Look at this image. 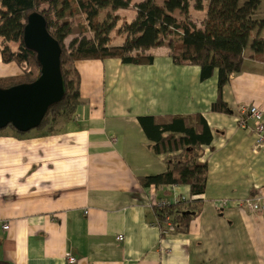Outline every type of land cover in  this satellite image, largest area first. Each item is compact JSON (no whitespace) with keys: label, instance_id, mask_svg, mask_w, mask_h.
<instances>
[{"label":"crops","instance_id":"obj_1","mask_svg":"<svg viewBox=\"0 0 264 264\" xmlns=\"http://www.w3.org/2000/svg\"><path fill=\"white\" fill-rule=\"evenodd\" d=\"M140 1L114 12L119 19L110 45L124 41L122 26ZM200 13L197 21L189 11L198 27L205 9ZM80 36L90 37L70 35ZM150 53V64L76 61L81 102L69 118L48 130L0 129V261L264 264V144L256 145L254 121L245 116L240 123L238 111L253 104L264 112V62L248 61L230 76L221 91L227 113L211 109L216 71L201 80L199 66L174 63L168 48ZM20 71L0 54V77ZM191 114L203 115L212 135L201 147L207 167L204 193L196 196L201 209L186 231L161 236L154 205L195 197L186 184L143 185L142 178L165 172L167 162L138 118Z\"/></svg>","mask_w":264,"mask_h":264},{"label":"trees","instance_id":"obj_2","mask_svg":"<svg viewBox=\"0 0 264 264\" xmlns=\"http://www.w3.org/2000/svg\"><path fill=\"white\" fill-rule=\"evenodd\" d=\"M130 1L0 0L1 59L21 67L18 75L0 77V87L32 82L40 75L35 52L26 48L22 40L31 12L42 14L48 32L61 48L65 91L61 100L47 109L36 129H52L61 119L69 118L81 102L80 76L75 65L78 60L118 58L123 63L150 64L154 59L150 50L166 45L174 63L199 66L201 80L216 71L218 97L211 109L227 113L221 91L230 76L243 72L248 61L264 62V0H142L133 4L135 16L122 26L124 41L118 46L110 45L109 34L119 19L114 12L128 8ZM191 1L195 9H205L199 27L189 17ZM69 18L76 23L80 35L87 33L90 37L72 38L66 45L65 39L76 33ZM8 42H16V49L12 50ZM138 121L152 141L154 152L164 153L167 162L165 172L142 178L143 185L186 184L195 197L153 207L161 230L168 217V233L184 232L200 213L201 199L196 196L204 193L207 177L201 147L211 142L210 128L201 114L141 116ZM174 152L178 153L171 154Z\"/></svg>","mask_w":264,"mask_h":264},{"label":"water","instance_id":"obj_3","mask_svg":"<svg viewBox=\"0 0 264 264\" xmlns=\"http://www.w3.org/2000/svg\"><path fill=\"white\" fill-rule=\"evenodd\" d=\"M23 44L36 54L40 75L32 82L0 87V129L19 132L37 128L47 109L59 102L65 85L60 70L61 48L48 32L45 18L31 12L23 29Z\"/></svg>","mask_w":264,"mask_h":264},{"label":"built area","instance_id":"obj_4","mask_svg":"<svg viewBox=\"0 0 264 264\" xmlns=\"http://www.w3.org/2000/svg\"><path fill=\"white\" fill-rule=\"evenodd\" d=\"M240 113L239 117V122L243 124V118L245 116H248L254 121V133H255V142L256 145H263L264 144V112L257 107L256 105L249 104V105H241L238 109ZM160 205H164L165 202L159 203ZM165 228L162 229L163 233H168L170 229V224H169V218H165ZM3 228L6 229L8 228L7 224L3 225ZM123 238L122 235H118L117 239L121 240ZM76 260L74 257L69 256L68 257V262L69 263H74Z\"/></svg>","mask_w":264,"mask_h":264},{"label":"rangeland","instance_id":"obj_5","mask_svg":"<svg viewBox=\"0 0 264 264\" xmlns=\"http://www.w3.org/2000/svg\"><path fill=\"white\" fill-rule=\"evenodd\" d=\"M131 2V1H130ZM206 2V0H204V3ZM190 5H191V7H190V9H189V11L191 10L192 12H194V14H197L196 16H197V21H199V20H201L200 19V15L201 16H203V13H200V10L199 9H195L194 7H193V1H191V3H190ZM129 10H131L132 8H128ZM127 9V10H128ZM120 10H125V9H119L118 11H120ZM194 10H196V11H194ZM198 10V11H197ZM190 17V16H189ZM69 21L71 22V24H72V28H73V32L75 31L76 33H72V34H78V35H80V33H78V27H77V25H76V23H74V21H73V19L72 18H69ZM71 37L70 36H68L66 39H65V43H66V45L70 42V40L72 39H70ZM161 47V49H167L168 47L166 46V45H162V46H159L158 48H160ZM157 48V47H156ZM155 48V49H156Z\"/></svg>","mask_w":264,"mask_h":264}]
</instances>
